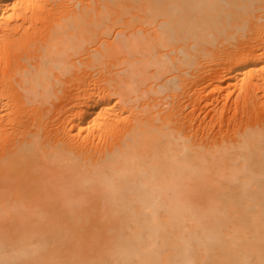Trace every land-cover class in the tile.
I'll use <instances>...</instances> for the list:
<instances>
[{"label": "bare ground", "instance_id": "6f19581e", "mask_svg": "<svg viewBox=\"0 0 264 264\" xmlns=\"http://www.w3.org/2000/svg\"><path fill=\"white\" fill-rule=\"evenodd\" d=\"M0 264H264V0H0Z\"/></svg>", "mask_w": 264, "mask_h": 264}]
</instances>
